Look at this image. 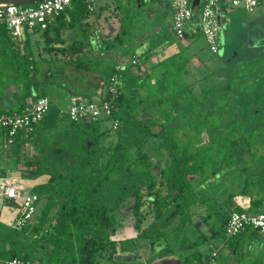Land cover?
<instances>
[{"label":"trees","instance_id":"1","mask_svg":"<svg viewBox=\"0 0 264 264\" xmlns=\"http://www.w3.org/2000/svg\"><path fill=\"white\" fill-rule=\"evenodd\" d=\"M89 4L71 0L38 32L42 44L34 55L28 37L21 45L14 44L6 29L0 27V114L21 112L26 98L33 101L46 96L49 86H62L68 97L98 100L108 98L104 87L111 75L119 82L108 117L95 122L67 117V122H62L54 116L57 125L49 140L44 133L38 134L46 125V112L26 137L18 132L5 147V169H16L21 163L46 176L44 182L30 189L40 202L32 218L19 229H8L9 258L30 263L94 264L97 257L110 254L112 247V242L95 235L94 229H112L124 209L134 218L136 230L148 221L159 227L165 217L170 220V215L188 216L190 206L203 198L202 191L194 188L191 181H218L222 169L235 168L244 161L235 150L249 148L245 136H237L249 132V126L242 125L245 119L240 112L244 110L240 92L232 99V105L219 111L215 109L218 99L212 104L207 92L191 93L180 77L189 59L184 48L149 65L140 78L132 72L130 61L116 69L115 60L85 56L81 40L64 41L60 29H85L91 25L84 21ZM103 42L104 49L115 46L122 42L121 35ZM152 49L134 58L143 61ZM261 78L244 83L245 91L255 88L248 97L264 95ZM143 112L149 113V118L139 115ZM261 115L264 110L259 112ZM216 116L223 121L215 124L212 119ZM110 119L117 121L115 130L104 122ZM155 125L159 129L153 133L149 128ZM222 127L226 130L221 132ZM110 130L115 132L111 133L114 140L104 142ZM132 132L140 136H132ZM203 133L208 139L201 146ZM154 137H160L158 144L165 151L164 155L157 152L155 163L143 149L146 140ZM26 141L33 143L37 155L20 161ZM153 148L159 149L152 144ZM209 148L212 152L206 155ZM217 148L222 150L220 155ZM111 177L116 179L114 184L107 182ZM217 189V185L208 186V193ZM259 201L249 199L250 208L264 212L259 211ZM219 234L223 235V225ZM2 252L0 264H5Z\"/></svg>","mask_w":264,"mask_h":264},{"label":"crops","instance_id":"2","mask_svg":"<svg viewBox=\"0 0 264 264\" xmlns=\"http://www.w3.org/2000/svg\"><path fill=\"white\" fill-rule=\"evenodd\" d=\"M119 1L92 0L94 19L91 21V25L85 29L78 26L74 28L76 31L75 41L83 42L85 56L93 59L105 57L115 60L119 65L130 61L132 57L142 55L153 47L152 51L143 57V61L137 59V64L132 66L133 69L131 68L132 72L141 78L146 74L149 65L176 52L180 47L184 48L190 57H195L200 46L206 47L198 29L197 9L193 10L183 37L176 39L170 29V0H156L157 5L154 7L145 5L149 0ZM125 2H127L126 5ZM256 8H262V0L254 7V9ZM254 9L248 11L243 5H223L217 10L218 47L215 52L211 53L219 59V62L239 70L250 62L245 60L246 57L238 47L245 45L248 48L264 49V25L262 22H255L254 25L248 24L245 29L237 28L236 22L241 14L252 13ZM138 21L147 25H138ZM61 31L62 29H60V33ZM118 33L121 35L122 42L104 49L103 41L112 39ZM37 34L38 32H34L32 39L29 40L31 50L36 47L38 49L42 44L37 43L35 47L32 46V41L37 42V39L34 38ZM192 46L196 49L193 50ZM116 47H119L118 50ZM261 83L264 85V81ZM225 85L226 82L220 87ZM30 102V99L29 102L25 100L26 107ZM53 125H57L55 120ZM151 140L159 143L160 137L146 140L144 147L153 150ZM2 143L3 135L0 131V181L9 179L17 191V196L13 199L0 197V226L9 229L10 223L16 217L21 195L30 192L33 185L44 182L46 176L26 169L25 164L21 163L16 169H5L3 166L5 147L2 146ZM155 146L161 148L159 144ZM31 148L32 155L27 157L25 155L27 153L23 151L20 161L37 155L36 147L31 145ZM153 157L158 161L157 155H153ZM239 170H245L243 174L251 177L253 174L249 172H256L255 168L246 170L237 165L235 168L222 169L220 176L217 177L219 182L209 178L204 181H201V178L192 180L191 185L202 191L200 193L203 198L209 196L207 200L200 198L190 206L188 216L180 218L177 215H170L169 221L168 217H165L159 227L148 221L143 225V228L136 230L133 223L134 218L124 209L122 215L117 216L112 229H94L95 235L112 242L110 254L97 257L94 264H198L201 262L206 264H264V232L246 228L227 239L219 234L223 220L231 211L258 212L252 210L249 205V199L255 198L253 194L255 179L252 177V186L248 189L244 185L248 181V176L242 177L243 174H238ZM224 177L225 180L222 181ZM211 185L218 186L217 192L208 193V186ZM243 189L245 192H241ZM5 205L10 209L5 210L3 208ZM37 205H40L39 201L36 203ZM0 243L2 249L5 250L2 254L5 261L9 258L7 252L9 243L8 236L3 235L1 231ZM211 250L215 251V255L211 256ZM32 263L54 264L52 261L49 263L33 261Z\"/></svg>","mask_w":264,"mask_h":264},{"label":"built area","instance_id":"3","mask_svg":"<svg viewBox=\"0 0 264 264\" xmlns=\"http://www.w3.org/2000/svg\"><path fill=\"white\" fill-rule=\"evenodd\" d=\"M71 0H43L24 5H5L0 7V27H4L14 44L21 45L26 33L43 31L48 23L59 15ZM91 2L92 0H85ZM260 0H197L192 5L191 0H170L171 10L170 29L174 38L181 39L190 21L193 10H198V29L210 52H215L218 33L217 10L223 5L243 7L252 11ZM91 8V4L88 5ZM130 64L135 66L137 60L132 57ZM118 69V65L115 66ZM109 83L104 87L108 98L98 100H81L69 97V105L66 110L68 119L74 121H99L102 117H108L113 108V99L118 93V80L114 74L110 76ZM49 107L46 96H40L31 101L21 112H9L0 114V131L3 135L2 146H8L16 133L22 132L27 136L37 125ZM110 126L116 128L117 121L110 119ZM17 196L15 185L9 179L0 181V197L13 199ZM37 196L31 192H25L20 197V204L16 217L10 223V227L19 229L25 225L33 216L36 209ZM251 228L258 232H264V212L247 213L243 211H231L223 224V237L227 239L235 236L243 229ZM211 256L215 251L211 250ZM5 264H32L28 260L10 257L3 261ZM206 264V263H198Z\"/></svg>","mask_w":264,"mask_h":264},{"label":"rangeland","instance_id":"4","mask_svg":"<svg viewBox=\"0 0 264 264\" xmlns=\"http://www.w3.org/2000/svg\"><path fill=\"white\" fill-rule=\"evenodd\" d=\"M128 1V0H127ZM133 1V0H129ZM119 2H122L121 0ZM127 2H125L126 5ZM145 5L147 7H154L157 5L156 0H149V2H146ZM126 7V6H124ZM254 9V8H253ZM94 19V15L92 12V7L88 8V13L84 21L87 23ZM258 22L264 25V0H262V8H256L254 9V12L249 14H244L239 17L237 20V28L240 30L242 28L245 29L247 25H254L253 23ZM150 23V22H148ZM143 23H139L138 25H141ZM147 25V24H143ZM254 31V30H252ZM256 31V30H255ZM62 33V34H61ZM60 35L64 39V41L69 42L71 40H74L76 37V31L74 28H62ZM28 34V35H27ZM23 36V39L26 37L32 39L34 33H27ZM27 35V36H26ZM35 39H37V42L32 41V46L35 47V44H41L42 38L37 35L34 36ZM31 47V46H30ZM193 48V46L191 47ZM231 48V47H230ZM240 52L244 54L245 60H248L250 63H247L246 67L240 68L239 70L233 66H228L222 62H219L218 58H215L214 55L204 46H200L198 51L195 53V57H190L185 65V70L180 73L181 79L188 84L189 89L191 93H198L202 90V92H207L208 95H210L209 102L215 101V109L216 111H219V109L223 108L224 106L232 105V99L236 97L235 95L240 92V106L244 108V110H241V115H243L242 125L246 124V126H249V132L246 134H238L237 136L239 138H244L248 140L249 148L248 150L243 147L241 149H236L235 154L240 156H243L244 161H239L238 166L243 167L244 169H250L255 168L256 172L253 173V171H250L249 173L253 174L252 177L255 179V189L253 190V194L255 195V198H259L260 201L258 202V206L261 210H264V115L258 116L259 112L264 110V95H257L254 94L250 97V93H252V90H255V88H251L249 91H245L244 83L249 79L253 80L254 77H262L261 80L264 79V49L259 48H248L247 46L238 47ZM32 49V48H31ZM193 48V50H195ZM33 55L37 51V47L33 48L31 50ZM261 51V55L259 52ZM44 52V51H43ZM41 51V54L44 55ZM218 56V54H217ZM38 63H40L38 61ZM132 68V67H131ZM133 69V68H132ZM250 69V70H249ZM224 74V75H223ZM226 76V77H224ZM224 82L227 83V87H220ZM221 84V85H220ZM220 85V86H219ZM257 85V84H256ZM264 89V87H263ZM244 90V91H243ZM247 94H244V93ZM46 97L49 100V107L46 113V125L44 128L41 129V131L38 133L39 135L44 133V136L47 137L49 140L54 137V116H57L60 118L62 122H67V116H66V110L69 105L68 95L64 91L62 86H49L46 89ZM242 93V95H241ZM212 99V100H211ZM27 102H29V99H25ZM212 102V104H214ZM142 118H149V113L143 112L139 114ZM138 115V116H139ZM241 119V118H240ZM239 119V122L241 121ZM213 122L216 124L217 122H221L223 120H219V116H216L212 119ZM106 125L109 126L111 130H115V128H112L110 126V120L104 121ZM232 122V121H230ZM236 123V122H235ZM229 126H232L231 123H229ZM105 126V125H103ZM107 126V127H108ZM248 128V127H247ZM151 132L156 133L158 132L159 127L157 125L152 126L149 128ZM108 131L106 135L104 136V142H107L109 140H114V137L111 133H115L112 131ZM221 132L226 130V127H222L219 129ZM248 134V136H247ZM132 136L139 137L140 133L138 132H132ZM179 135V134H178ZM181 136V135H180ZM149 139V138H148ZM208 136L203 133L202 134V140L199 142V145H204L207 143ZM151 144L157 145L158 142L155 140H151ZM31 141L25 143V148H23V151L26 152L25 154L27 157L28 155H32L33 150L31 148ZM162 146V145H161ZM163 147V146H162ZM147 154L151 157L152 162L156 161L153 157V155H156L157 152L165 153L164 148L154 149L150 150L147 148H143ZM214 150V149H213ZM217 153L220 155L221 149L217 148ZM212 150L206 149L205 154L209 155ZM162 162V160H160ZM160 162V163H161ZM245 171V170H244ZM244 171L239 170L238 174L242 175ZM248 176V181L244 185L248 187V189L252 186L251 182L253 181L252 177L250 175L243 174L242 177ZM250 176V177H249ZM115 178L111 177L107 180L109 184H114ZM225 180V177L222 178V181ZM219 182V181H218ZM218 187V186H217ZM5 210L8 208L7 205L3 207ZM39 208V205L36 206V211ZM94 228V227H93ZM0 231L3 235L8 236V229L6 227L0 226ZM0 251H3L2 244L0 243ZM7 255V254H4Z\"/></svg>","mask_w":264,"mask_h":264},{"label":"water","instance_id":"5","mask_svg":"<svg viewBox=\"0 0 264 264\" xmlns=\"http://www.w3.org/2000/svg\"><path fill=\"white\" fill-rule=\"evenodd\" d=\"M43 0H0V7L5 5H24V4H31L35 2H40ZM197 0H192V5H195Z\"/></svg>","mask_w":264,"mask_h":264}]
</instances>
